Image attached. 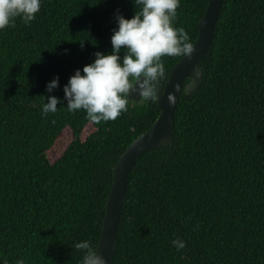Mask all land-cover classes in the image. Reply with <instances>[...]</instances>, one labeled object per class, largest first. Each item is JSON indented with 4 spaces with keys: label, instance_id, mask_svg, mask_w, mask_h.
<instances>
[{
    "label": "trees",
    "instance_id": "1",
    "mask_svg": "<svg viewBox=\"0 0 264 264\" xmlns=\"http://www.w3.org/2000/svg\"><path fill=\"white\" fill-rule=\"evenodd\" d=\"M208 1L180 0L174 23L192 43ZM135 11L134 0H42L35 20L0 30V264H82L75 244L96 247L112 166L160 109L129 101L95 124L67 110L64 85L111 52L116 15ZM180 58L162 57L158 87ZM200 66L199 88L177 102L172 144L130 172L111 264H264V0L223 1ZM48 96L61 103L42 115Z\"/></svg>",
    "mask_w": 264,
    "mask_h": 264
},
{
    "label": "clouds",
    "instance_id": "2",
    "mask_svg": "<svg viewBox=\"0 0 264 264\" xmlns=\"http://www.w3.org/2000/svg\"><path fill=\"white\" fill-rule=\"evenodd\" d=\"M41 3L42 0H0V30L14 23L16 17L26 23L35 20ZM134 3L136 11L131 18L116 15L118 27L111 36V52H96L95 59L84 65L82 71L77 68L64 85L67 110H82L86 119L95 124L115 120L126 112L133 92L146 102H156L158 85L166 77L162 57L191 59L195 51L190 34L174 23L180 0H134ZM58 81L56 76L48 82L47 92L56 88ZM167 101L175 102L173 93H168ZM58 103L59 97L48 96L41 114L55 113ZM172 243L177 250L185 247L180 239ZM75 248L83 253L82 264H108L88 240L76 243ZM4 264H8L7 260ZM16 264H25V260L19 259Z\"/></svg>",
    "mask_w": 264,
    "mask_h": 264
},
{
    "label": "water",
    "instance_id": "3",
    "mask_svg": "<svg viewBox=\"0 0 264 264\" xmlns=\"http://www.w3.org/2000/svg\"><path fill=\"white\" fill-rule=\"evenodd\" d=\"M223 1H208L205 12L198 22V35L193 42L195 51L192 53L191 59L187 56L181 57L172 68L165 85L158 87L159 115L147 131L129 143L112 166L113 181L105 202V215L96 245L98 254L105 257L108 264L112 263L116 253L117 231L130 172L143 152L172 144L177 102L182 90L186 94H192L202 82L203 68L200 64L212 44ZM169 92L175 96V102L172 104L167 101ZM142 100L138 93L130 94L129 101L141 102Z\"/></svg>",
    "mask_w": 264,
    "mask_h": 264
},
{
    "label": "rangeland",
    "instance_id": "4",
    "mask_svg": "<svg viewBox=\"0 0 264 264\" xmlns=\"http://www.w3.org/2000/svg\"><path fill=\"white\" fill-rule=\"evenodd\" d=\"M141 102H143V101H141ZM134 104H135V103L132 101V102H131V105H134Z\"/></svg>",
    "mask_w": 264,
    "mask_h": 264
}]
</instances>
